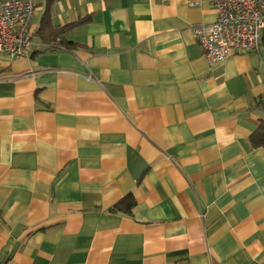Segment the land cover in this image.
<instances>
[{
    "label": "crops",
    "instance_id": "0c3cea01",
    "mask_svg": "<svg viewBox=\"0 0 264 264\" xmlns=\"http://www.w3.org/2000/svg\"><path fill=\"white\" fill-rule=\"evenodd\" d=\"M33 1L0 55V264H264V51L208 68L209 0Z\"/></svg>",
    "mask_w": 264,
    "mask_h": 264
},
{
    "label": "built area",
    "instance_id": "2783aa9c",
    "mask_svg": "<svg viewBox=\"0 0 264 264\" xmlns=\"http://www.w3.org/2000/svg\"><path fill=\"white\" fill-rule=\"evenodd\" d=\"M215 20L191 28L208 68L231 55L262 50L264 0H209ZM199 0H188L195 6ZM33 0L0 1V55L20 58L28 46Z\"/></svg>",
    "mask_w": 264,
    "mask_h": 264
},
{
    "label": "trees",
    "instance_id": "16d2710c",
    "mask_svg": "<svg viewBox=\"0 0 264 264\" xmlns=\"http://www.w3.org/2000/svg\"><path fill=\"white\" fill-rule=\"evenodd\" d=\"M49 1V0H48ZM48 10L44 12L42 20L40 22V27L38 29V35L41 40L45 43H60L65 48H70L71 46L75 45L73 42L66 41L65 37L69 30H71L74 26H57L54 27L50 24V22L45 19L47 18L46 15ZM84 24L85 21L78 22V25ZM262 50L264 51V29L262 34ZM255 106H261L264 110V99H258L257 102L254 104ZM248 144L251 148H262L264 150V117L258 120L256 129L252 132L249 136ZM134 204L133 200L130 196L125 197L122 201L115 204L112 207V211L114 212H129L132 205Z\"/></svg>",
    "mask_w": 264,
    "mask_h": 264
}]
</instances>
